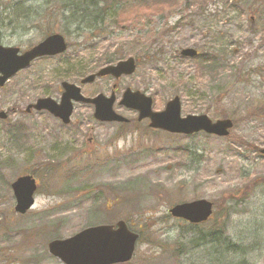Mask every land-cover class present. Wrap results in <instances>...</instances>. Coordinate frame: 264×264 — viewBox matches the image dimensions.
Wrapping results in <instances>:
<instances>
[{
  "label": "rangeland",
  "instance_id": "374dc122",
  "mask_svg": "<svg viewBox=\"0 0 264 264\" xmlns=\"http://www.w3.org/2000/svg\"><path fill=\"white\" fill-rule=\"evenodd\" d=\"M51 1L0 0V43L27 49L61 32L67 18L48 13ZM121 2L106 37L76 33L64 55L34 62L0 89L8 111L0 118V264H62L49 253L52 239L119 220L140 234L128 264H264V0ZM187 47L200 58L181 55ZM131 57L137 69L121 77L119 99L137 89L160 111L178 95L183 116L233 118L234 129L221 137L155 131L119 102L115 110L132 123L100 122L85 103L69 125L28 111L39 98L59 100L67 81L87 97L110 96L113 77L80 80ZM28 173L39 182L36 203L17 214L12 184ZM202 198L215 205L202 224L169 214Z\"/></svg>",
  "mask_w": 264,
  "mask_h": 264
},
{
  "label": "water",
  "instance_id": "95a60500",
  "mask_svg": "<svg viewBox=\"0 0 264 264\" xmlns=\"http://www.w3.org/2000/svg\"><path fill=\"white\" fill-rule=\"evenodd\" d=\"M65 38L60 34H54L44 42L34 46L32 49L19 54L17 47H5L0 45V87L16 72L29 67L33 59L44 55H55L66 51ZM182 55L196 57L197 50L191 47L185 48ZM136 60L131 57L120 60L117 64H109L100 68L99 72L88 75L82 79V83L94 82L97 77L110 76L119 79L121 75H132L136 71ZM116 86V85H115ZM64 93L61 100L55 101L51 97L40 98L29 107L35 110H48L51 114L62 119L68 124L71 120L75 102L92 103L95 105L94 116L97 120L104 122H127L128 119L114 110L116 100L115 92L111 97L100 93L96 97H85L80 86L74 83H63ZM153 99L140 90L126 89L120 105L131 110L139 111V120L148 118L150 127L169 131L171 133L194 134L204 131L218 137L228 136L234 125L232 119L221 118L214 121L206 114H187L182 116L181 98L178 95L171 99L163 111L153 110ZM0 113V117H5ZM260 152L264 155V149ZM37 180L32 174L19 176L12 184L16 198V212L26 213L34 205V195L37 190ZM213 211L211 201L202 198L182 202L174 205L170 213L177 218H184L191 223H201L208 220ZM139 233L130 230L128 224L120 220L114 225H95L76 233L72 237L53 239L49 242V252L57 256L63 264H118L128 262L134 255Z\"/></svg>",
  "mask_w": 264,
  "mask_h": 264
},
{
  "label": "trees",
  "instance_id": "16d2710c",
  "mask_svg": "<svg viewBox=\"0 0 264 264\" xmlns=\"http://www.w3.org/2000/svg\"><path fill=\"white\" fill-rule=\"evenodd\" d=\"M48 0H46L47 2ZM123 0H52L51 2L57 3L56 6H67L64 10L53 9L49 11L52 16L54 14H65L61 19L67 18L68 24L62 31L66 30V35L68 37H73L74 34L83 35V32L88 29L91 31V38H104L106 36H101L108 28V18L115 16L112 11L122 7ZM143 2L149 3L148 0H141ZM163 0H159L161 3ZM72 6V7H71ZM70 8V9H68ZM47 13V12H46ZM47 13V14H48ZM53 18H56L53 16ZM118 24V21H114ZM77 27L76 31H72V34L68 32L72 27ZM73 29V28H72ZM85 35V34H84ZM237 121L235 120L234 127ZM233 127V128H234ZM193 227L197 226L192 224ZM202 236L203 234L200 233Z\"/></svg>",
  "mask_w": 264,
  "mask_h": 264
},
{
  "label": "flooded vegetation",
  "instance_id": "af4514ba",
  "mask_svg": "<svg viewBox=\"0 0 264 264\" xmlns=\"http://www.w3.org/2000/svg\"><path fill=\"white\" fill-rule=\"evenodd\" d=\"M72 7V6H71ZM64 8L66 9L67 8V6H64V7H61V6H57V7H53V9H58V10H64ZM52 9V10H53ZM68 9H70V8H68ZM53 16H55V17H64L65 16V14H54ZM52 16V17H53ZM66 24H68V21H66L65 22V20H62V24H60L59 23V26L60 27H63V28H65V25ZM68 32H70V34H72V31L71 30H68ZM55 33H60L61 35H62V37H64L65 39H66V42H67V50L66 51H68L69 49V47H70V44H69V41H68V36L66 35V30H64V31H61V32H55ZM53 33H50V34H47V35H45V37H48V36H50V35H52ZM45 37H43V38H45ZM75 45H77V44H74L73 46H75ZM77 47H78V45H77ZM197 49V48H196ZM25 50H22V52H24ZM197 55H196V57H194L193 59H196V58H200V56H201V54H200V51L197 49ZM66 53V52H65ZM65 53H60V54H55V55H52V56H49V55H46V56H44V57H39V58H36L35 60H34V62H40V61H44V60H50V59H52V58H55V57H58V56H62V55H64ZM137 62V61H136ZM111 63H115L114 62V60H112V59H110L107 63H105L104 64V66H107V65H109V64H111ZM102 67V66H101ZM19 72H22V71H19ZM19 72L17 73V74H19ZM16 74V75H17ZM15 75V76H16ZM100 78V77H99ZM98 78V79H99ZM120 80H121V78H120ZM120 80L117 82V85L115 86V88L114 89H111L112 90V92L111 93H116V102H115V105H116V103L117 102H120V100H121V98H122V95H123V93L126 91V89H128L129 87H127V88H125L124 90V92L122 93V95H121V97H120V99L117 97V92H118V84H119V82H120ZM80 81H82V79L80 80ZM77 86H80V88H81V92H82V87H81V85L80 84H76ZM62 86V85H61ZM62 94L64 93L63 92V88H62ZM83 93V92H82ZM85 95V94H84ZM0 97H1V95H0ZM60 100V99H59ZM58 100V101H59ZM79 103H85V102H81V101H79V102H74V109H73V112H74V110H75V104H79ZM86 104V103H85ZM91 104V103H90ZM89 104V105H90ZM91 105H93V104H91ZM30 106H32V104H28V109H29V107ZM95 108V107H94ZM30 110H35L33 107L32 108H30L28 111H30ZM37 110V109H36ZM35 110V111H36ZM0 111L1 112H3L4 111V113H5V115L7 116V114H8V111L7 110H2L1 108H0ZM38 111H41V112H48L50 115H53V114H51L48 110H38ZM135 111V110H134ZM73 112H72V114H73ZM136 113L139 115V113L136 111ZM6 116H5V118H6ZM56 119H59V120H61L59 117H56L55 115H53ZM73 116V115H72ZM72 116H71V120H72ZM0 118H2V117H0ZM3 119H4V117H3ZM71 120L69 121V123L71 122ZM144 120H148V119H144ZM144 120H142V121H140L139 119H138V116H137V121L136 122H138L139 124H141L142 122H144ZM62 121V120H61ZM149 121V120H148ZM63 123V122H62ZM69 123L68 124H65V123H63V124H65V125H69ZM124 124H130V123H132L131 122V119L129 118V120H128V122H123ZM122 123V124H123ZM149 124H150V121H149Z\"/></svg>",
  "mask_w": 264,
  "mask_h": 264
}]
</instances>
